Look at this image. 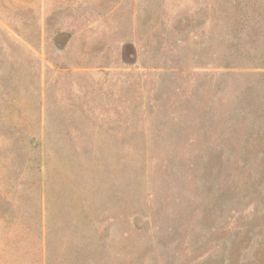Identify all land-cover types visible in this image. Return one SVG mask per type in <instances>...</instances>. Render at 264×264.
<instances>
[{"label": "rangeland", "instance_id": "1", "mask_svg": "<svg viewBox=\"0 0 264 264\" xmlns=\"http://www.w3.org/2000/svg\"><path fill=\"white\" fill-rule=\"evenodd\" d=\"M231 37L264 0H0V264H264V124L208 120Z\"/></svg>", "mask_w": 264, "mask_h": 264}, {"label": "crops", "instance_id": "2", "mask_svg": "<svg viewBox=\"0 0 264 264\" xmlns=\"http://www.w3.org/2000/svg\"><path fill=\"white\" fill-rule=\"evenodd\" d=\"M227 39L230 41H226L225 45L228 46L229 51L234 52L233 55H237L238 51L242 52L241 49L246 48L239 60V63H244L239 64L230 60L228 64H225L222 61L224 69L215 73L214 81L211 80L212 96L216 105L211 106L208 120L215 128L219 127L215 130L217 133H226L228 129L232 132L240 130L242 133H255L256 124H264V46L250 56L249 52H253V49L251 51L247 49L250 46L248 41L247 43L236 37ZM65 45L67 44L65 43ZM103 52L99 50L101 53L99 62H97L98 60L95 63L88 61L87 65H80L79 69L87 71L86 73L100 71L103 74L108 69L104 65ZM233 55L231 56L234 57ZM248 59H251L250 62H247ZM90 106L87 103L86 117L94 116ZM95 116L100 115L95 114ZM87 131L114 132V129L98 126L96 129L88 127Z\"/></svg>", "mask_w": 264, "mask_h": 264}]
</instances>
